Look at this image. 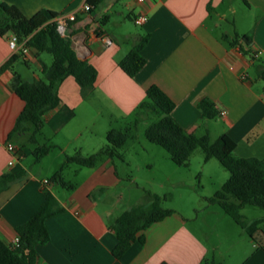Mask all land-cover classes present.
Listing matches in <instances>:
<instances>
[{
  "label": "crops",
  "instance_id": "crops-1",
  "mask_svg": "<svg viewBox=\"0 0 264 264\" xmlns=\"http://www.w3.org/2000/svg\"><path fill=\"white\" fill-rule=\"evenodd\" d=\"M111 1L104 0L98 8L85 12L86 0H0L26 17L40 10L74 13L75 19L67 22L62 35L70 37L76 55L97 71L87 97L72 76L58 84L61 103L45 114L37 136L40 144L53 146L38 162H48L51 174H35L23 165L26 154L22 147L28 135L9 137L24 107L15 93L17 74L40 77L52 56L50 59L46 52L38 53L32 47L25 55L14 52L8 46L9 34L0 36V67L16 56L9 68L0 70V175L25 170L22 179L0 192V238L6 244L13 241L15 227L39 208L43 190L48 188L63 211L46 219L50 239L36 246V264H226L217 260V254L225 243L231 247L235 238L240 240L243 233L211 230L199 214L189 219L178 210L149 226L144 242H134L119 259L113 256L117 239L112 224L134 205L123 193L111 198L110 189L121 182L115 164V158L122 161L120 155L101 154L102 163L93 167L67 164L62 176L72 189L43 181L61 168L66 157L77 152L89 156L108 148L103 142L107 132L116 129L114 124L130 123L152 85L174 102L171 115L186 131L202 136L210 133L209 121L220 122V135L227 134L236 143L238 156L263 158L264 85L257 77V67L264 61V0H128L125 7L134 18L140 14L147 17L139 25L141 32L130 30L120 19L121 12L113 19L99 9L109 7ZM222 23L231 27L233 36L219 32ZM146 34L149 39L142 49L145 64L129 77L119 62ZM235 38L238 43L232 45ZM202 99L213 103L217 117L202 118L198 109ZM7 141L18 146L17 160L11 166ZM31 146L33 153L35 146ZM72 165L76 177L84 174L83 168L90 170L76 186L65 175ZM60 190L70 193L63 195ZM122 202L127 204L120 211ZM249 238L246 254L241 257L242 252L236 250L233 262L264 264V225L254 234L255 240Z\"/></svg>",
  "mask_w": 264,
  "mask_h": 264
},
{
  "label": "trees",
  "instance_id": "trees-1",
  "mask_svg": "<svg viewBox=\"0 0 264 264\" xmlns=\"http://www.w3.org/2000/svg\"><path fill=\"white\" fill-rule=\"evenodd\" d=\"M102 1L104 0H86L89 12L98 8ZM56 16L57 13L52 11L40 10L33 16L26 17L15 6L0 2V36L14 34L19 41L26 40L29 48L52 56V63L42 68V77L25 78L17 74L15 93L24 102V107L17 116L9 137L27 134V142L35 146L32 154L36 162L53 148L52 145L40 144L37 136L41 132L45 114L61 103L58 84L67 76H72L80 86L82 95L87 97L92 92L97 77L96 69L76 55L70 37L59 33L54 20ZM148 39L147 34L141 36L119 62V67L129 77H133L144 66L142 49ZM231 43L236 45L237 38ZM15 58L16 56L11 57L0 70L9 68ZM257 68L258 79L264 81V61ZM174 107V102L159 87L150 86L146 91V100L134 113L133 121L123 130L110 129L107 132L108 148L89 156L77 152L66 157L61 168L47 179V184L56 183L66 189H72V185L62 176L65 166L75 163L80 167H93L101 154L117 156L115 150L134 140L133 129H136L140 121V114L150 109L155 119L146 127L145 136L151 143L165 149L176 165L187 166L191 154L199 147L205 155V160L214 157L228 170V179L206 200L209 204L218 205L255 240L254 234L264 225V216L246 221L240 212L245 206L264 210V157L238 156L235 153L236 143L227 134L211 141L208 133L198 136L186 131L172 117ZM198 109L204 119H214L219 115L208 99H202L198 103ZM24 176L25 170L0 175V192ZM43 191L44 200L39 208L26 221L15 227V233L20 238L19 246L13 247L0 238V264H36V246L46 244L50 239L46 219L63 211L52 192L48 188ZM146 194L148 199L145 203L123 211L112 224L117 239L112 253L117 259L121 258L134 242H144V231L149 226L174 213L172 209L162 207V198L159 195L149 192Z\"/></svg>",
  "mask_w": 264,
  "mask_h": 264
},
{
  "label": "rangeland",
  "instance_id": "rangeland-1",
  "mask_svg": "<svg viewBox=\"0 0 264 264\" xmlns=\"http://www.w3.org/2000/svg\"><path fill=\"white\" fill-rule=\"evenodd\" d=\"M127 1L112 0L109 7L102 6L99 9L111 15L113 19L117 18V12H121L120 19L125 21L127 27L134 32H141V27L134 24L133 13L125 7ZM231 30L229 25L222 23V28L219 32L228 31L233 36L234 33ZM44 55L51 59L49 53H44ZM257 61L261 62V59ZM40 77H42V74ZM260 83L264 85L263 81ZM140 116L141 118L136 129H133L135 135L134 140H131L127 146L115 150L123 159L121 161L115 158V164L117 172L121 177V182L118 186L110 189L111 198L115 199L123 193L126 199L131 198L133 200L131 204L137 205L142 201L141 204L146 202L148 199L147 192L157 194L162 198V207L178 210L189 219L199 214L202 217V221L206 220L211 230L219 231L220 229H224L227 234L229 233L228 235H231L233 231H240L243 233L242 238L240 240L235 238L233 243H231V247H229L228 243H225L221 249V254H217V260L225 262L226 264H235L233 259L236 255V250H240L242 252L241 257H244L246 254L244 252L246 251L244 250L246 249V242L250 238L244 235L243 230L218 205L209 204L206 200V198L212 196L228 179V170L214 157L205 160V155L199 147L191 154L187 166L176 165L165 149L151 143L145 136L144 131L146 127L155 119L152 110L148 109L143 114H140ZM134 117L135 115L128 122H132ZM209 123H211L209 136L211 141H215L222 132L221 124L216 121H209ZM128 125L114 124L112 126L118 130H123ZM198 132L203 131L199 130ZM98 137L100 136L97 135V139H99ZM103 142L104 144L107 143L105 140ZM25 143L22 149L26 154L25 160L23 161L26 169L35 174L39 171L43 172V174H51L50 164L48 162H43L44 164L36 162L30 151L31 144L27 141ZM97 146V148H100L101 145ZM103 157L98 158L95 166L102 163ZM75 167V165H72L65 172L66 179L71 181L74 186H76L75 184H80L86 177V173L90 171L83 168L82 173L84 174L76 177L72 170ZM46 176L49 177V175ZM60 191H63V195L70 193L65 190ZM124 204L127 203H120L118 210L122 211L126 208L122 207L125 206ZM214 211L217 212V215L214 214ZM240 213L246 221L264 216V210L255 206H245ZM249 248L250 246H248V250Z\"/></svg>",
  "mask_w": 264,
  "mask_h": 264
},
{
  "label": "built area",
  "instance_id": "built-area-1",
  "mask_svg": "<svg viewBox=\"0 0 264 264\" xmlns=\"http://www.w3.org/2000/svg\"><path fill=\"white\" fill-rule=\"evenodd\" d=\"M139 1H144V0H139ZM82 10L87 12L89 11V5L86 3L83 5ZM75 19V14H57V16L55 17V22L57 25V30L59 31V33L62 35L64 34V31L66 29V25L68 21H73ZM147 17L143 14L138 15L137 17L134 18V22L136 25H142L144 22H146ZM7 42H8V46L9 48L14 51V52H18L22 55L27 54L29 47L26 44V40L23 41H19L18 37L14 34H9L8 38H7ZM221 114H224V112H222ZM6 150L8 151V153L10 154V159L8 161V165H13L14 162L17 160V156H18V146L16 145V143L14 141H7L6 142ZM44 184L48 183V180L45 179L43 181ZM19 242H20V238L19 236L16 235V237L13 239V241L10 243V245H12L13 247H18L19 246Z\"/></svg>",
  "mask_w": 264,
  "mask_h": 264
}]
</instances>
